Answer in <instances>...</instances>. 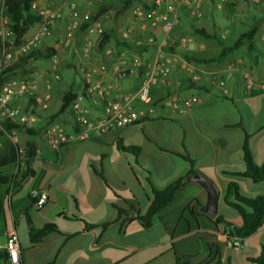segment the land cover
I'll use <instances>...</instances> for the list:
<instances>
[{
    "label": "crops",
    "instance_id": "crops-1",
    "mask_svg": "<svg viewBox=\"0 0 264 264\" xmlns=\"http://www.w3.org/2000/svg\"><path fill=\"white\" fill-rule=\"evenodd\" d=\"M112 1L117 0H103V3L111 4ZM217 1L203 0L200 19L191 17L185 10L177 13L172 34L192 36L198 47L192 51L172 49L171 53L179 59L169 75L172 85L153 91L157 101L172 91L183 97H197L198 101L189 110L179 114L161 106L153 117L134 125L64 144L55 150H51L42 137L47 125L62 126L68 134L76 131L72 128L70 108L51 118L57 113L64 92L72 88L80 95L85 73L91 75L86 85L100 84L110 99L120 93L136 91L140 75L154 58L157 45L163 43V34L157 27L152 29L146 17L136 15L138 9L145 14L153 10L144 9L142 4H146L140 0L133 1L115 23L109 20L112 11L101 16L103 31L110 37L103 49L99 48L101 37L90 32L91 24L84 30L80 28L66 45L58 47L55 39L63 37L70 18L60 0L47 1L52 7L61 9L62 18L52 23L54 38L44 39L38 49L55 53L59 77H54L52 59L31 60L24 70L14 73L17 80H29L36 86L32 97L21 96L15 104L34 117L28 127L39 133L32 138L37 149L31 162L34 176L22 182L4 211L0 249H4L7 232L15 230L20 264H257L252 259L264 256V222L255 232L241 238L240 250L228 246L223 237L215 235L218 224L214 225L213 219L200 211L206 203L205 190L187 181L192 176L189 172L195 171L214 185L218 193L217 215L231 227H239L242 222L237 213L219 206L220 202L224 204L222 198L228 183H236L242 194L264 196V182L253 183L247 178L226 176L221 172L244 168L245 134L250 136L248 143L254 162L264 165V92L261 93L264 90V26L256 27L252 40L239 46L223 61L204 63V60L216 58L221 46L217 40H199L192 27H202L211 35L219 34L224 28L227 37L230 34L227 27L214 24L213 15L206 18L204 8L214 11ZM76 3L81 14L98 7L95 0H76ZM130 14L135 15L136 20L128 27L123 20ZM36 28L37 24L28 30L29 33L33 34ZM149 36L155 37L156 44H146ZM116 40L125 42L126 46L117 44ZM225 40L220 43L233 46L229 37L227 42ZM137 60L141 64L139 72L130 74L127 68ZM183 64L193 68L198 82L189 81ZM246 75L254 82L253 90L246 88ZM213 76L224 81L225 91L212 83ZM177 81L181 85L176 89L174 83ZM47 92L51 101L48 110L42 111L35 98ZM80 105L88 119L104 115L102 105L87 92ZM12 135L20 147L29 140L24 131H13ZM117 139L125 146L138 147V156L118 150ZM182 156L189 157L193 164ZM180 178L184 179V186L149 225L133 221L119 230L114 223L117 208L129 211V217L134 213L137 217V212L142 214L141 200L149 203L151 187L163 189ZM106 183L117 197L107 189ZM32 190L47 192L48 201L41 209L35 208L28 198ZM133 201L136 206L131 208ZM190 203L199 205L195 208L197 216L185 215ZM25 212L34 228L51 224L56 230L31 244ZM108 223L111 224L102 229V225ZM0 264L13 263L7 258Z\"/></svg>",
    "mask_w": 264,
    "mask_h": 264
},
{
    "label": "built area",
    "instance_id": "built-area-1",
    "mask_svg": "<svg viewBox=\"0 0 264 264\" xmlns=\"http://www.w3.org/2000/svg\"><path fill=\"white\" fill-rule=\"evenodd\" d=\"M48 0H35L32 7L39 16V22L35 32L31 35L29 40L25 42L14 56L7 51V39L11 32H9L7 25L9 19L2 15L0 7V37L3 41L2 59L0 65L8 66L14 62L16 56L28 52L31 49L37 48L44 39H53L51 26L54 21L62 18V11L60 8L52 7L47 3ZM66 7L69 15V22L66 26L63 37L55 39V45L58 47L66 45L75 35L82 22L90 18V14L79 13L76 0H60ZM228 0H218L215 7L220 9ZM253 4H257L259 0H248ZM202 2L203 0H153V10L148 14L141 10L136 11L139 17H146L149 26L152 29L156 27L160 29L163 34V43L157 45V51L152 61L145 67L144 72L140 75L139 88L130 93H120L115 98H108V92L101 87L100 84L95 83L87 86L86 92L91 95L95 102L100 103L103 108L104 115L99 119H88L85 110L80 105L82 94H78L75 100L70 105L72 112L73 124L76 123L77 129L72 133H67L64 127L54 124H49L42 132V137L51 150L59 148L62 144L81 141L90 136H98L106 133L108 130L120 127H126L136 124L142 119L153 117L157 108L161 106L170 109L176 113H183L189 110L194 103L198 101L195 96L183 97L177 91H172L168 96L157 101L153 97V91L160 86L167 87L172 85L169 80V75L175 65L178 64L179 59L171 52L165 51L166 48L180 49L183 51H192L198 47V43L192 36L183 35L176 37L172 34L173 26L177 23L178 12L185 10L191 17L200 19L202 17ZM144 14V15H143ZM90 32H95L101 37L103 27L100 22H92ZM226 31L224 28L220 29L218 38L221 41L226 39ZM146 44L154 45L156 40L154 36H149L146 39ZM202 47V45H199ZM86 51V50H85ZM17 57V58H18ZM52 65L54 69V77L59 76L55 68L58 64V59L54 54ZM141 67L137 60L127 70L130 74L139 72ZM183 69L186 77L190 82H198L199 77L194 72L193 68L183 64ZM85 84L91 80L90 73L84 74ZM246 88L248 91L255 88L253 80L246 75ZM212 83L216 84L222 91L225 88L223 80L217 76L212 77ZM180 81L174 83V87L179 88ZM36 86L29 80H8L0 88V120H9L14 124L26 125L33 123L34 117L24 111L23 107L15 104V101L21 96L30 98L34 95ZM225 91V90H224ZM36 104L40 110L46 111L49 108L51 95L47 92L41 97L35 98ZM135 105L139 107L136 108ZM17 142L16 139L13 138ZM30 195L34 198V206L41 209L48 201V195L45 190H32ZM215 235L221 236L226 241L227 245L240 250L242 248V239L235 236L233 227L226 228L223 223H219L215 231ZM4 249L8 254V259L13 264H19V244L15 230H9L5 237Z\"/></svg>",
    "mask_w": 264,
    "mask_h": 264
},
{
    "label": "trees",
    "instance_id": "trees-1",
    "mask_svg": "<svg viewBox=\"0 0 264 264\" xmlns=\"http://www.w3.org/2000/svg\"><path fill=\"white\" fill-rule=\"evenodd\" d=\"M35 0H0V7L2 15L9 19L7 28L9 32L15 34L19 31H22L25 27H32L39 22V16L34 11L32 4ZM140 0H122L123 6L122 9L128 8L132 2ZM247 1V0H243ZM144 9L149 10L153 7L142 4ZM235 5L230 4L229 9H232ZM112 4L101 3L91 14L90 18L82 23V30L89 26L92 22H100L101 16L107 13L111 8ZM193 34L199 38V40L206 42L209 40H217L221 46L220 51L216 58L210 60H204V63L211 62H221L226 57L232 54L239 46L245 42L251 41L253 36L256 33L257 28L251 27L246 32L242 33L233 43V46L227 47L224 46L221 40L218 38V34L211 35L202 27H192ZM110 37L108 34H101L99 41V48L103 49L105 44L109 41ZM117 44L126 46L125 42H119L116 40ZM3 51V41L0 37V62L2 59ZM165 51L171 52L172 48H166ZM55 53L51 50L40 51L37 48L31 49L26 53L20 55L17 60L11 63L8 66L0 65V88L9 80L10 75L14 74L17 71H22L25 69V66L31 60L38 59H50ZM187 59V57H186ZM189 60V59H187ZM87 86L84 83L82 95L86 93ZM264 92L261 91V93ZM252 93H258L252 91ZM77 92L72 88L67 89L61 100V105L57 113L51 118L54 119L56 116L64 113L75 100ZM32 102V101H31ZM74 118V116H72ZM51 119V120H52ZM72 128L77 129L76 123L72 125ZM112 130V129H111ZM13 131H24L28 136L29 140L25 142L23 147H20L19 144L13 140ZM110 131V130H108ZM107 131V132H108ZM39 133V130L30 128L26 125H19L10 122L9 120H0V221L4 220V211L8 207L11 197L14 195L18 189H20L22 182L27 177L34 176V171L31 168V162L36 156V145L32 140ZM104 134V133H103ZM102 135V134H101ZM99 136V135H98ZM249 135L245 134L244 143L242 146V160L244 163V168L240 171L223 169L221 172L226 176H231L235 178H247L253 183L264 182V165H258L254 162L250 147H249ZM68 144V143H65ZM64 145V144H62ZM61 145V146H62ZM116 148L122 152L131 153L135 157L138 156L140 149L133 146H125L122 141L119 139L116 140ZM189 164H193V161L187 157L182 156ZM197 172L190 171L189 175H195ZM209 181V180H208ZM105 182V181H104ZM185 181L183 178H180L173 182L171 185L163 189H156L151 187V196L149 197V206L144 214L137 212V217L130 218L128 215L129 211L117 208L118 214L117 219L114 222L119 230H123L128 224L133 221H140L144 225H149L152 218L165 206H167L173 199L174 195L182 189ZM107 189L112 192L114 196L118 194L112 190V188L106 183ZM28 198L34 203V198L28 194ZM224 204L228 207L234 209L238 216L241 219V225L239 227H233L235 236L240 238H245L256 231L262 222H264V196L258 195L256 197H251L245 194H242L239 190V187L236 183L230 182L226 187L225 194L222 198ZM136 206V202L130 204L131 208ZM199 207L198 204L190 203L185 211L192 215L197 216L195 213V208ZM24 218L27 226L28 236L30 243L34 244L39 242L44 236L50 232L56 230L55 225L47 224L40 229L33 227L30 218L28 217L27 212L24 213ZM214 225L223 223L226 228L231 227L228 223L223 221V218L217 215L213 221ZM111 223L103 224L102 229H106ZM89 228H92L89 227ZM8 254L5 249H0V262L6 260ZM253 262L257 264H264V256L261 255L259 258L252 259ZM20 264V259H19Z\"/></svg>",
    "mask_w": 264,
    "mask_h": 264
},
{
    "label": "rangeland",
    "instance_id": "rangeland-1",
    "mask_svg": "<svg viewBox=\"0 0 264 264\" xmlns=\"http://www.w3.org/2000/svg\"><path fill=\"white\" fill-rule=\"evenodd\" d=\"M95 1H97L98 6L103 2V0H95ZM142 1H144L145 4L148 5L149 7H152L153 5V0H142ZM216 3L217 2H215L214 5H216ZM231 3L234 4L235 6L232 9H229L228 7ZM111 4L115 7L109 10V11H112V15L109 17V20L112 23H115V21L119 20L118 19L119 17H122V15H124L125 11L129 8V6L126 9H122V6H123L122 0H117L116 2L112 1ZM93 10L94 8L93 9L91 8L87 10L85 13H88L91 15ZM204 11H205V15L207 19L210 17V15L214 16L213 18H214L215 25L216 24L223 25L228 28V30L230 31V34L228 33L229 34L228 37H229L230 42L232 43H234L235 40L242 33L246 32L251 27L264 26V0H259L257 4L250 3L248 0L247 1L237 0V2H233V0H228L224 5H222L220 9L216 8L214 9V11H212L211 8L205 7ZM135 20H136L135 15L130 14L129 16H126L124 18L123 22H125V24H127L128 27H130V24L133 25V23H135ZM30 29H32V27H25L22 31L12 34L8 37L6 47L9 53H12L14 56L16 55L20 47L25 42H27L29 38L31 37L32 33L30 34L28 31ZM20 36L23 38L19 39ZM228 37L225 40V42L228 41ZM17 57L18 56L14 58V62L17 60ZM9 79L17 80V78L15 77V74L10 75ZM148 204L149 203L141 200V213L142 214L146 212ZM219 206L222 210L229 211L233 214H236V212L233 209L225 206L222 202L219 203ZM185 215L189 216L190 214H188L185 211ZM0 225H1V221H0Z\"/></svg>",
    "mask_w": 264,
    "mask_h": 264
},
{
    "label": "water",
    "instance_id": "water-1",
    "mask_svg": "<svg viewBox=\"0 0 264 264\" xmlns=\"http://www.w3.org/2000/svg\"><path fill=\"white\" fill-rule=\"evenodd\" d=\"M189 182H195L199 184L206 192V203L203 207L200 208V211L207 215L210 219H214L217 216L218 208V193L214 185L209 182L207 179L200 175H193L187 178ZM130 217H136V214H130Z\"/></svg>",
    "mask_w": 264,
    "mask_h": 264
}]
</instances>
